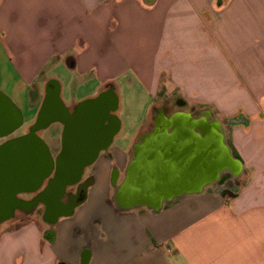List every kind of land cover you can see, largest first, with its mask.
Instances as JSON below:
<instances>
[{
    "label": "crops",
    "instance_id": "obj_1",
    "mask_svg": "<svg viewBox=\"0 0 264 264\" xmlns=\"http://www.w3.org/2000/svg\"><path fill=\"white\" fill-rule=\"evenodd\" d=\"M0 49L51 158L100 150L60 193L31 127L0 138V264H264V0H0Z\"/></svg>",
    "mask_w": 264,
    "mask_h": 264
},
{
    "label": "rangeland",
    "instance_id": "obj_2",
    "mask_svg": "<svg viewBox=\"0 0 264 264\" xmlns=\"http://www.w3.org/2000/svg\"><path fill=\"white\" fill-rule=\"evenodd\" d=\"M56 62L57 60H54V63ZM57 72L59 73L58 77L61 76L62 74L64 76L63 70L60 71L59 69ZM59 79L65 80L64 77H60ZM17 80L18 78L17 76L14 75L12 65L8 61V56H5L0 49V92L3 93L6 97H8L12 101V103L16 107H18V109L25 116L26 107L30 105L34 106V104H32L31 102V96L25 97L27 101L25 104L22 102H18L17 100L18 97H16L14 94L17 90L18 91L21 90V93L23 92L25 94V88H23L18 83ZM115 85L119 97V108L116 111V114L124 121V126L127 129H124L122 134L123 136H126L127 141L130 142L137 135L138 129H136L137 127L135 128V126L132 125L131 129L128 130V125H127V122L129 121L128 118L137 117L138 119H140L139 125L143 124L148 114L152 110L151 107L153 105V101L147 97L146 95L147 91L141 85V83L136 80L134 74L131 72L126 73L123 78H121L116 82ZM105 93L106 92H101V93H98L97 91L94 92V94L97 95L96 98L105 95ZM46 98H47L46 95L42 96L40 108L36 114V118L34 119L33 122H31V124H29L28 120H26L24 117L23 125L17 131H15L17 132V134L21 133L22 131H25L26 128L37 125L38 122H40L41 116L39 118V114L41 110H43V106L46 103ZM26 135H22L18 138H15V140H19L20 138H23ZM9 142L10 141H8V143Z\"/></svg>",
    "mask_w": 264,
    "mask_h": 264
},
{
    "label": "water",
    "instance_id": "obj_3",
    "mask_svg": "<svg viewBox=\"0 0 264 264\" xmlns=\"http://www.w3.org/2000/svg\"><path fill=\"white\" fill-rule=\"evenodd\" d=\"M111 96L112 93L107 91L105 95L99 98ZM114 110V106L108 108V111ZM22 126V114L12 101L0 92V138H5L12 132ZM38 125L30 128L28 134L19 140L35 139L39 142L41 150L37 157L40 161V171L43 174L39 178L38 187L42 185L44 180H48L51 173H54L53 180H48L47 186L54 185L55 188L62 193L67 187L77 185L86 166L92 164L100 150L89 151H70L69 146H63L59 156L53 160L48 152L47 146L36 138L35 132L38 130ZM113 133L109 136L112 138ZM82 156L80 159H74L75 156ZM86 157V158H84ZM74 163H78L74 164ZM124 192V191H123ZM122 192V193H123ZM147 202H158L155 199H142Z\"/></svg>",
    "mask_w": 264,
    "mask_h": 264
}]
</instances>
